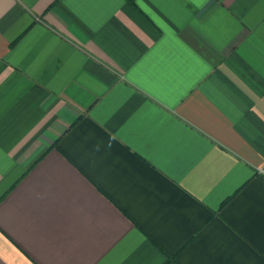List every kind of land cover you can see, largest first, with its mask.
<instances>
[{
    "label": "crops",
    "instance_id": "1",
    "mask_svg": "<svg viewBox=\"0 0 264 264\" xmlns=\"http://www.w3.org/2000/svg\"><path fill=\"white\" fill-rule=\"evenodd\" d=\"M0 264H264V0H0Z\"/></svg>",
    "mask_w": 264,
    "mask_h": 264
}]
</instances>
